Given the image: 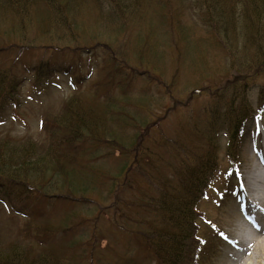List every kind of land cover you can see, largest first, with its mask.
<instances>
[{"label":"rangeland","instance_id":"1","mask_svg":"<svg viewBox=\"0 0 264 264\" xmlns=\"http://www.w3.org/2000/svg\"><path fill=\"white\" fill-rule=\"evenodd\" d=\"M15 1L19 6L16 13L3 7L0 25L5 35H0V46L14 43L10 33L15 31L12 29L15 23L16 28H23L28 17L40 13L39 8L44 10L45 13H42L46 16V4L50 6V18L48 15L46 17L50 27L42 34V26L28 23L22 32L26 44L40 49L34 55L20 57L16 62V71L19 70V77L24 80L18 94L19 105L5 103L0 117V134L37 139L44 135L41 119L59 113L69 96L77 105L85 108L91 102L95 105L99 101L105 103L110 96L120 103L106 118L109 120L105 123L107 139L113 137L114 130L120 131L118 137H123L126 144L131 146L129 149L119 143L116 145V139H113V148L103 146L92 156L87 150L91 147L89 139L83 138L77 144L78 153L73 155L75 161L70 159L67 171H71L72 162H75L72 169L75 196L79 199L86 197L88 202H76L73 219L68 223L73 230L62 242L59 241L65 247L58 253L59 262L93 264L92 261H104L103 264H119L123 252L130 249V255L138 259L136 264H155L153 257L151 259L149 254L145 256L140 239L124 234L120 227L124 211L131 215L138 211L136 199L144 194L152 200L156 192L149 177L131 166L133 148L138 150V143L145 138L144 145L159 153L157 172L170 180L178 157L205 151V136L201 134H206V131L203 128L210 119L211 111L223 108V101L227 100L233 87L226 85L225 81L245 82L243 98L249 108L256 110L257 94L264 92V75L253 76L260 74L261 70L246 66H236L225 74L227 53L223 47L236 46V53L242 58L261 51L259 40L253 42L249 39L248 44L243 46L240 44L242 39L228 37L226 45L207 24L204 0H117L120 14L111 8L109 0H58L62 3L55 0ZM215 2L211 1L212 4ZM35 3L39 8L34 7V13L30 15L31 6ZM237 7L241 8L242 5ZM26 8L27 15H24ZM65 15L70 19L67 20ZM38 23H42V20ZM72 28L74 33L69 31ZM64 29L70 32L66 36ZM230 29L234 33L240 31L241 27L230 26ZM61 32L63 38L59 46L75 49L79 45L81 48L76 50L82 54H76L80 57L77 73L83 77L82 82L72 90L69 77L58 73L52 81L46 80L42 86L34 89L32 85L36 79L32 74L25 73V66L33 67L41 59H50L55 69L60 70L79 59L63 50L51 54L50 50L44 48L57 45ZM180 32L183 35L179 38ZM65 41L69 42L65 44ZM237 47H240L239 50ZM91 49L93 53L89 57ZM137 49L142 51L140 58L136 54ZM15 61L11 50L0 53V68L8 67ZM127 68L134 74L127 75ZM100 83L105 84L102 92V87L97 88ZM122 94L126 96L124 99H120ZM118 119L121 121H116ZM200 128L202 131L196 134ZM217 131L219 134L215 138L218 139L219 167L205 191V198L198 204V212L205 219L203 222L197 221L203 242L202 247L196 246L193 251V264H235L229 258L234 251L226 240L239 232L235 224L240 221L246 206L242 202L245 199L243 176L253 157L257 158L262 150L264 109L259 119L248 123L243 139L238 141L236 150H232L234 156L236 151L241 158V167L239 162L231 165L226 156L227 145L233 144L232 137L223 126ZM164 138L171 140L174 150L162 140ZM171 149L176 158L170 154ZM44 172L36 175L35 182L43 183L45 192H58L51 191V188L61 184V181L52 174L42 182L46 177ZM114 198L118 199L116 204L119 206H115ZM12 221V214L0 209V241L4 245L13 239ZM72 235H81L82 238L75 239ZM92 236L99 237L101 250L97 249L96 256L90 254L93 249L90 242ZM76 240H80V247H77ZM249 264H254V260Z\"/></svg>","mask_w":264,"mask_h":264},{"label":"trees","instance_id":"2","mask_svg":"<svg viewBox=\"0 0 264 264\" xmlns=\"http://www.w3.org/2000/svg\"><path fill=\"white\" fill-rule=\"evenodd\" d=\"M211 1L204 0V17L215 36L220 35L224 43H228V37L230 39H242L243 42L240 44L243 46L248 44L249 39H252L253 42L259 40V46L262 48L259 53L253 52L240 58L236 53V46L234 48L223 47L227 53L224 66L225 74L235 69L236 66L238 68L246 66L261 70L260 74L255 73L253 76L264 75V53H262V51L264 52V0H238L237 2L236 0H215L214 4ZM109 4L116 13H119L117 0H109ZM239 4L242 5L241 8L237 7ZM36 6L38 3L31 6L30 15L34 13ZM3 7L13 13H16V9L19 8L15 0H0V17L4 14L2 12ZM49 7L47 4L45 5L47 15L50 18ZM39 9L40 13L28 17L27 20V16L25 17L27 22L23 24V28H16V23L12 25V29L15 31L10 33V36L14 43L6 47L0 46V53H3L4 50H11L16 59L8 67L0 68V112L5 109V103H11L13 106L19 105L17 94H19L24 80L19 77V70L16 71V62L20 57L34 55L40 49V47L34 49L25 43L22 32L26 25L31 23L37 27L42 26L43 29L40 31L42 34L48 30L47 27H50L47 24V15L42 13L44 10ZM24 15H27V8ZM65 17L67 20L70 19L68 15ZM237 19L239 20L237 21ZM40 20L42 23H38ZM230 26H240L241 29L232 33ZM247 26L252 28L247 29ZM228 30H231L229 34ZM69 31L75 32L73 28ZM69 31L64 29V35L70 33ZM181 33L179 38L183 35ZM248 34L249 36H247ZM0 35L4 36L5 34L1 31ZM58 38L57 45L45 46L44 48L47 51L50 50L51 54L63 50V52H68L79 59L60 70L55 69L50 59H41L33 67L31 65L25 66L23 68L25 73L32 74L36 79L33 85L35 87L42 86L46 80L52 81L57 72L71 77L74 83L80 81L81 77L77 73L80 57L76 54H82L76 50L81 49L80 46L77 45L75 49H70L69 46H59L63 38L62 32ZM66 42L69 41L64 43L66 44ZM239 48L237 47L238 50ZM92 53L93 50L91 49L89 57L92 56ZM136 54L140 58L142 51L137 49ZM129 69L127 68V75L134 74L129 72ZM225 82L226 85L233 87L227 100L223 101L222 110L211 111L210 119L203 128L206 131V134H201L205 136V151L200 154L194 152L186 157H178V163H174L173 176L170 180L157 172L156 167L160 166V159L157 158L159 153L154 152L148 145H144L145 138L138 143V150L133 148L134 160L131 166L149 177L156 192L153 194L152 200L149 195L144 194L138 198L136 203L138 211L135 214L131 215L124 211L121 218L123 222H120V226L124 234L128 233L131 238L133 236L140 239L142 247L146 251L145 256L147 257L149 254L151 259L153 257L155 264H193L191 257L194 249L200 243L196 224L197 217L201 216L198 212V203L205 195V191L219 167L218 145L214 136L217 130L223 126L233 139H239L246 118H250L252 115L247 101L243 98L246 91L245 82L243 84L240 82L233 83L235 80H230L229 83ZM100 85L101 83L98 86L99 88L102 87L100 89L102 92L105 89V84ZM125 94H122L120 99H124ZM115 100L109 96L105 103L99 101L95 105L91 102L85 108L82 105H77L72 96H69L59 113L41 119L45 131L43 136L36 139L29 136L10 137L9 134H0V209L2 211L10 210L13 218L12 223L18 228V232L15 234L17 235L16 238L13 237L12 240H8L5 245L0 241L4 245H0V264H62L59 262L58 253L65 247L59 241L62 242V239L73 230L72 225L68 227V223L73 219L77 202L76 190L72 182V169L74 170L76 163L72 162L74 165L71 171H67L71 164L70 159L74 160L73 155L78 153L77 144L83 138L89 139L91 147L87 150L92 156L103 146L113 148V139H116V145L119 143L125 147L128 146L123 137L122 139L118 137L120 131L114 130L113 137L110 139H107L106 136L105 123L109 121L106 118H109L108 114L111 115L113 113L111 110L120 103L118 99L116 102ZM103 112H105V118ZM201 131V128L198 129L196 134ZM162 140L174 150V145H171L169 138ZM130 147L128 146L129 149ZM170 154H174L172 149ZM126 155L128 156L127 153ZM174 157L176 158V154ZM43 171H45L46 177L42 179V182L53 176L52 174L58 181H61V184H55L51 188V191H58L56 202L59 203V207L55 208L51 215L42 214L39 209L35 208L37 203L48 201L46 193L42 189L43 183L35 182L36 175ZM61 190L65 192H61ZM116 198H114L115 204L118 200ZM116 206L119 205L116 204ZM50 236L58 237L57 247L52 243H46L45 238ZM72 237L74 236L72 235ZM74 238L81 239L82 236L79 235ZM75 242L78 243L77 247H80V240ZM90 242L94 249H91L90 254L94 253L96 256L97 249L101 250L99 237L92 236ZM120 258L119 264H136L138 261L137 258L130 255V249L125 250ZM52 261L54 262L52 263ZM92 262L93 264H103L104 261ZM106 264H111V262H106Z\"/></svg>","mask_w":264,"mask_h":264},{"label":"bare ground","instance_id":"3","mask_svg":"<svg viewBox=\"0 0 264 264\" xmlns=\"http://www.w3.org/2000/svg\"><path fill=\"white\" fill-rule=\"evenodd\" d=\"M264 145V139H263ZM263 152L250 162L245 172V196L253 214L243 215L235 224L238 233L227 241L234 253L229 257L235 264H264V160ZM237 220V219H236Z\"/></svg>","mask_w":264,"mask_h":264}]
</instances>
